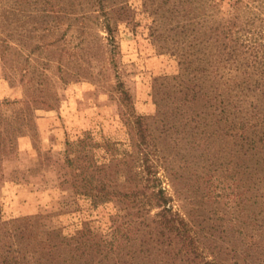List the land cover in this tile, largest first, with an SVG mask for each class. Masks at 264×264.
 Masks as SVG:
<instances>
[{
    "label": "rangeland",
    "instance_id": "rangeland-1",
    "mask_svg": "<svg viewBox=\"0 0 264 264\" xmlns=\"http://www.w3.org/2000/svg\"><path fill=\"white\" fill-rule=\"evenodd\" d=\"M256 2L237 10L235 0H0L3 243L30 250L44 242L59 264H91L71 257L79 236L88 244L120 242L118 264H264V134L237 135L229 127L236 118L229 123L204 100H183L190 99L185 86L207 83L205 58L231 45L227 21L236 31L231 38L240 39L243 27L264 45V0ZM130 105L145 117L200 113L195 131L202 133L176 134L165 123L160 134L162 125L148 121L157 161L141 166L124 119ZM126 151L131 170L115 166L128 160ZM84 153L109 164L95 179L113 193L97 205L61 183L74 173L65 156L79 163ZM147 168L184 225L179 233L152 230L161 245L144 234L160 207L149 214L123 208L133 198L127 175L138 181ZM131 220L138 233L128 229ZM183 234L192 237L196 257L184 254ZM42 257L48 264L46 249ZM100 258L92 264H104Z\"/></svg>",
    "mask_w": 264,
    "mask_h": 264
},
{
    "label": "trees",
    "instance_id": "trees-1",
    "mask_svg": "<svg viewBox=\"0 0 264 264\" xmlns=\"http://www.w3.org/2000/svg\"><path fill=\"white\" fill-rule=\"evenodd\" d=\"M249 2L255 7L261 4L260 2H256V0H248L246 2H244V0H235L234 5L238 10L242 6L247 7ZM230 21L231 20L227 21L223 32L231 45L224 44L222 49H217L216 46L215 51L205 58L208 67L203 71H207L206 78H204L207 83L202 85L204 82H200L198 84L194 83L192 86H185V90L187 92L190 91V99H187L188 95L184 94L183 100L184 102H198L204 100L207 106L214 109V111H217L219 108V114L221 115L220 119L229 121V123H232V120L236 118L237 125L232 124L231 126L230 124L229 127L230 129H235L234 133L237 135L258 132L264 134V58L263 54L260 56L258 55L259 48H264V45L257 42V39L252 40V38L246 37L248 36V34L246 35L248 32L243 27L239 29V32L242 33L240 39L239 37L231 38L230 35L236 33V31H232L231 26L233 23ZM207 46L211 47L212 45L210 44ZM183 64H186V62L183 61ZM183 69L186 70V68ZM120 92L124 100L130 98V95L126 91L121 90ZM199 116L200 113H168V111H165L160 117H145L136 114L133 110V105L127 107L124 119L126 125L129 127L131 139L134 140L133 148H135L137 153L138 161L141 162L140 165L152 167L154 166L153 162L155 160L157 161L155 157L157 156L156 152L158 150L157 143L155 142L156 136L152 130L148 128V121L159 122V124L162 125V128L159 130L160 134L174 127L172 129L173 133L182 134L191 132L192 135L195 136L202 133V131H195V129H198V120L196 118ZM179 117V121L184 120L182 125H179L181 126L180 131H178L174 125V122H176V119ZM190 122H193L194 125L191 126L189 124ZM165 123L170 124L168 129H164L163 125ZM186 125H188V129L185 128ZM193 144H195V142H193ZM196 145L199 146L198 148H201L199 143ZM201 150L199 156L203 157V149ZM125 157H127L128 160H119L115 162V166L128 167L129 170H131V167H134L132 165V151H126ZM167 162L171 164L173 161L169 158ZM64 165L65 167L73 168L74 173L71 172V176L73 177L70 181L64 179L61 183H68L69 187L67 188H72L78 195L87 196L91 200L92 205H97L100 201H106L105 199L107 196L113 193V191L109 189L107 182L95 179V172L99 167H105V169H107L109 164L103 163L102 165H97L92 154H82L79 163H74L72 159L65 156ZM127 178L130 185L126 193L129 197L133 198L128 202L127 207H123L124 209L129 211L130 208H138V210H142V212L149 214L152 207H160V211L154 214V218L151 220L153 226L144 224L145 227H148V230H146L144 234H150L148 239H151V242L155 241L154 243L156 245L162 244L161 241L154 240L151 237L152 230L164 228L167 229V231H172V229H176L179 233L181 229H183L184 225L181 223L182 219L179 217V214L173 210L170 204L172 198L159 186L155 171H151L147 168L145 170V175L141 176L138 181H132L136 178V174H134V177L128 174ZM142 181L145 183H142ZM177 224L179 226H177ZM129 225H131V228L128 229L131 232L138 233V228L134 226L133 220L129 222ZM181 238L188 240L187 248L184 249V254L190 253L196 257V247L193 245L192 237H186L183 234ZM45 244L46 243L41 242L40 246L36 245L34 249L28 250L26 249L27 247L25 248L22 245L14 247L5 245L2 238H0V264H41V260L44 258L42 257V250L44 249H46V253L49 257L45 258V261H48V264H59L56 262L55 257L52 256L49 246H45ZM168 245H170V241ZM120 250L121 245L118 241L103 240L100 243L88 244L87 240L79 236V238L74 241V245L70 251L74 261L82 259L86 261L88 259L89 263L92 264L93 256L98 255L101 256L97 261L99 263L105 260L104 264H108V260L113 259L115 260L113 264H118L119 261L116 260V258L121 253ZM110 254L112 256H109ZM85 261L84 263H86ZM199 264L215 263L212 261H201Z\"/></svg>",
    "mask_w": 264,
    "mask_h": 264
}]
</instances>
